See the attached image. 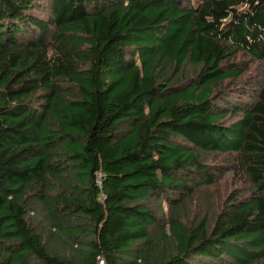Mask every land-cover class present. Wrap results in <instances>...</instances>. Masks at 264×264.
<instances>
[{
    "label": "trees",
    "instance_id": "16d2710c",
    "mask_svg": "<svg viewBox=\"0 0 264 264\" xmlns=\"http://www.w3.org/2000/svg\"><path fill=\"white\" fill-rule=\"evenodd\" d=\"M99 256L264 264V0H0V264Z\"/></svg>",
    "mask_w": 264,
    "mask_h": 264
},
{
    "label": "built area",
    "instance_id": "2783aa9c",
    "mask_svg": "<svg viewBox=\"0 0 264 264\" xmlns=\"http://www.w3.org/2000/svg\"><path fill=\"white\" fill-rule=\"evenodd\" d=\"M102 175H103V173H101V172L97 173V181H98V184L100 186L102 185V179H101ZM95 264H105V259L102 256H99L98 260Z\"/></svg>",
    "mask_w": 264,
    "mask_h": 264
},
{
    "label": "rangeland",
    "instance_id": "374dc122",
    "mask_svg": "<svg viewBox=\"0 0 264 264\" xmlns=\"http://www.w3.org/2000/svg\"><path fill=\"white\" fill-rule=\"evenodd\" d=\"M227 182L228 181H227L226 177L223 180H221L219 186L217 187L218 188V192L217 193H219V195H221V194L223 195L224 194V192H225V190L227 188V186H226Z\"/></svg>",
    "mask_w": 264,
    "mask_h": 264
}]
</instances>
